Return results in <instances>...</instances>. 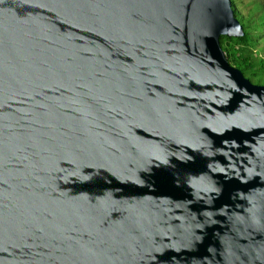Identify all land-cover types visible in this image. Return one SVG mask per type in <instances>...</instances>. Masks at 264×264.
<instances>
[{
	"label": "water",
	"instance_id": "1",
	"mask_svg": "<svg viewBox=\"0 0 264 264\" xmlns=\"http://www.w3.org/2000/svg\"><path fill=\"white\" fill-rule=\"evenodd\" d=\"M230 0H0V264H264V87Z\"/></svg>",
	"mask_w": 264,
	"mask_h": 264
},
{
	"label": "trees",
	"instance_id": "2",
	"mask_svg": "<svg viewBox=\"0 0 264 264\" xmlns=\"http://www.w3.org/2000/svg\"><path fill=\"white\" fill-rule=\"evenodd\" d=\"M230 2L245 35L240 39L220 38L221 48L229 64L241 71L244 76L245 73H251L254 65L260 66L263 71L264 58L260 56L264 54V0H253L252 10L246 15L239 10L243 0H230Z\"/></svg>",
	"mask_w": 264,
	"mask_h": 264
},
{
	"label": "rangeland",
	"instance_id": "3",
	"mask_svg": "<svg viewBox=\"0 0 264 264\" xmlns=\"http://www.w3.org/2000/svg\"><path fill=\"white\" fill-rule=\"evenodd\" d=\"M253 0H243L242 5H240L239 10L242 11L243 14H247L248 11L252 10ZM262 58H264V54H261ZM251 75H254L251 76ZM244 77H248V79H252L251 83L255 86H263L264 87V70L262 71L260 66L254 65L251 69V73H245Z\"/></svg>",
	"mask_w": 264,
	"mask_h": 264
}]
</instances>
